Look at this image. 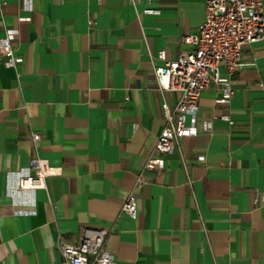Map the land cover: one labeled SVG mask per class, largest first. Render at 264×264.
<instances>
[{
  "label": "crops",
  "instance_id": "1",
  "mask_svg": "<svg viewBox=\"0 0 264 264\" xmlns=\"http://www.w3.org/2000/svg\"><path fill=\"white\" fill-rule=\"evenodd\" d=\"M206 4L2 0L0 36L24 60L0 55V264H56L60 236L84 227L110 230L119 264H264V39L243 45L230 102L203 91L188 167L169 153L138 185L177 99L157 67L188 46ZM36 155L48 185L23 188ZM131 191L137 218L122 211Z\"/></svg>",
  "mask_w": 264,
  "mask_h": 264
},
{
  "label": "built area",
  "instance_id": "2",
  "mask_svg": "<svg viewBox=\"0 0 264 264\" xmlns=\"http://www.w3.org/2000/svg\"><path fill=\"white\" fill-rule=\"evenodd\" d=\"M12 35L7 32L0 36V55L6 65L15 67L24 58L16 53ZM262 39L264 0H207L205 19L199 29L183 36L188 46L177 59L157 67L160 87L176 93L177 99L173 106L164 102L166 122L142 168L138 185L142 184L145 172L165 169V156L169 153L178 152L188 167L187 158L194 152L192 140L199 132V100L203 91L214 87L219 102H230L236 91L234 76L243 64V45ZM43 136L41 132H34L35 141ZM31 163L33 171L21 180L20 186L46 188L52 174L49 160L36 155ZM261 194L264 191L258 190L256 201ZM122 211L132 218L138 217L134 191L129 192ZM109 233L108 228L84 227L76 242L60 236L56 250L63 255V260L56 264H119V258L107 248Z\"/></svg>",
  "mask_w": 264,
  "mask_h": 264
}]
</instances>
